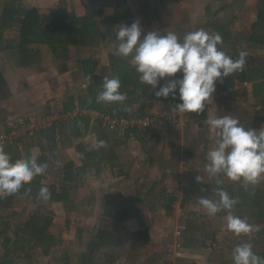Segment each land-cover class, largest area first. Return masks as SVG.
Wrapping results in <instances>:
<instances>
[{"label": "crops", "instance_id": "0c3cea01", "mask_svg": "<svg viewBox=\"0 0 264 264\" xmlns=\"http://www.w3.org/2000/svg\"><path fill=\"white\" fill-rule=\"evenodd\" d=\"M6 1L0 0V131L8 132L11 129H16L18 135L3 147L6 152L11 154L13 161L29 154L36 155L38 162L46 163L48 167L43 174L36 176L31 182L40 181L41 184H52L59 191L66 185L62 168L70 161L77 168L82 165L81 155L84 150L81 145H85V141L89 139L88 132L78 138L71 134L69 119L83 114L76 105L77 97L86 89L87 78L91 74L99 73L101 67L117 60L118 56L114 53L119 41L116 40L115 29L118 30L120 24L130 25L138 19L142 27V37L149 31L159 30L160 34L174 31L178 37L182 38L187 32L199 28L214 32L213 22L231 20L234 35L237 38H242L250 29L256 9L264 5V0H110L105 3L104 0H18L21 3V9H36L41 16H48L58 8H63L68 14L77 18L86 17L90 25L96 29V32L91 34L88 32L83 34L79 44L69 45L65 49L57 47L53 51L48 44L31 43L28 49L38 50L40 59L23 63L20 54L19 29L23 22V16H15V24L11 28L3 29L1 17ZM121 1L126 6L119 9L117 7ZM240 45L242 49L252 55L254 52H264L263 49L253 48V45L242 41ZM253 57L258 59V57ZM127 59L130 61L131 58ZM255 61L258 64L263 62ZM164 82V80L160 81V85L157 87L163 85ZM234 83V89L247 88L248 91L251 89V84L243 87L236 79ZM226 93L219 84H216L212 101L205 105L207 115L205 119L197 118L194 113L174 111L167 103L155 100L150 110V115L157 118V123L153 127L146 131L139 130L138 135L131 132L124 133L113 140L114 148L122 162L123 175L115 176L109 171H103L98 175H95L93 171H80L76 185L69 189L70 199L68 202L44 204L46 214L52 217L47 232L56 239L50 249L64 240L61 232L70 227L71 213L75 211L77 202L79 205L83 203L86 208L89 202L87 198H98L95 192L91 193V187L84 188L87 175H92L98 180L105 179L107 181L105 177H109L112 182L117 181L119 186H110L104 190L103 197L106 204L117 200L119 192L124 189L128 192L123 195L126 197V201L122 202L119 207H123L127 214L131 213L132 215L115 219L113 230L123 227V230L128 234L140 229H147L148 232L149 230L153 231L157 225L150 221L151 217L156 214L165 216L163 213L165 211H155L154 204L148 206L147 201L145 203L143 201L139 205L136 203L138 194L131 195L130 192L137 189L135 184L138 181L146 179V177L153 178V184L144 189L147 191H144L143 194L148 196V192L154 190L156 184L160 186L159 182H162L161 177L164 174L170 176L163 182L170 180L179 183L176 178L171 180V174L177 171L181 173L183 164L189 165V170L193 173L198 170V166L205 165L208 151L215 146V136L211 132L208 133L209 127L205 121L209 117H222L220 107H223L225 112L228 111L227 115L231 116H234L232 113L235 112V108L241 110L236 111L239 113L238 120L243 117L245 120L247 119L249 126L245 128L258 130L264 127V120L256 118V115H259L263 109L260 102L255 103L256 101L249 97L247 101L229 104L222 101ZM71 97L74 98L75 107L66 110L64 104ZM253 103L255 106L250 108V104ZM208 105H210V109L214 105L213 111L209 110ZM139 108V103L133 104L132 112L138 111ZM165 112L168 115H165ZM202 139L205 140L204 144H201ZM165 140L167 141L165 142ZM88 147L85 146V148ZM173 169L177 171H173ZM175 177L177 176L175 175ZM178 177H180L181 183L186 181L181 174ZM120 180H123L122 186ZM168 192L163 189L162 194ZM22 202L33 206L28 216L38 205L32 202L31 197H20L16 204L17 207L15 205L7 211H0V220L7 222L13 230L28 218L25 220L11 218V216L17 217L23 213L24 209L20 206ZM105 212L108 211L104 210L103 213ZM137 220L140 221V224ZM182 228L183 225H178V219H176L173 232L175 237L173 236L174 240L169 246L176 243H180L181 246L174 249V253L167 250V255H172L171 258H167L170 261L167 264H174L175 259L180 258L175 256L176 251L183 252V243L179 241L181 239L178 234ZM78 230L81 228H76V231ZM98 231L103 232L104 228L98 229ZM97 236L94 239L97 243L96 248L90 250H93V253L86 251L82 252L80 257H76L68 255L66 251L63 257L53 258L49 249L46 254L42 250L40 257L33 255L27 258L23 254L16 259V262L17 264H36V260L49 256L44 260L50 261V263L55 262V264H105V260H107L106 262L110 261L112 256L107 259L101 252L102 248L108 245L119 246L120 243H117L120 238L119 235L110 237L111 233H106V231L101 237L103 239ZM108 238H112V240ZM114 238H117V243ZM0 250H3L1 246ZM201 250L198 252L200 255L203 253ZM212 250L213 248H208L205 252L208 254ZM198 254L193 251L181 258L188 257V260H193L196 264H208L207 261L199 263ZM119 259L121 258L116 260ZM137 260L133 255L125 264H136Z\"/></svg>", "mask_w": 264, "mask_h": 264}, {"label": "trees", "instance_id": "16d2710c", "mask_svg": "<svg viewBox=\"0 0 264 264\" xmlns=\"http://www.w3.org/2000/svg\"><path fill=\"white\" fill-rule=\"evenodd\" d=\"M105 1L109 2L110 0H104V3ZM125 6L126 4L121 1L117 8L120 9ZM17 15L23 16V22L19 28L20 54L23 63L40 59L38 50L28 49L31 43L48 44L55 51L57 47L65 49L69 45H77L83 34L96 32L95 27L90 25L86 17L77 18L68 14L63 8H58L48 16H41L36 9H21V3L18 0L6 1L1 17L2 28H11L15 24V16ZM231 24V20L212 23L213 31L222 36L223 44L220 47L228 55L238 58L239 52L245 51L241 48V41L253 45V48L264 50V5L256 9L250 29L244 37L237 38L233 33ZM248 55L252 54L248 53ZM116 59V61L101 67L99 73L89 76L90 79H88L86 89L77 97L76 105L80 110L102 111L111 116L128 117L134 113L132 112L133 104L139 103L140 108L135 113L145 117L150 115V110L155 100L167 103L171 109H173L175 104L180 103L178 98L174 100L171 96L167 99L155 97V89L139 82L138 73L127 58L118 56ZM180 75V73H177L174 78L180 77ZM105 77H118L120 79V91L127 94V99L123 104L96 102L97 94L102 90L101 86ZM235 79L239 82H249L251 84L250 91L247 88L234 89ZM217 84L220 85L222 90L227 92L222 100L223 102L230 104L237 101H247L249 97H252L256 101L255 103L260 102L263 109L259 115H256V118L264 120V62L258 65L256 63L245 64L243 72H237L225 77L222 82L218 81ZM156 90H159V87ZM74 107L75 101L71 97L64 104V109L69 110ZM194 114L199 119H205L207 117L206 107L202 113ZM69 123L72 136L78 138L87 132L89 133L88 141H85V145H81L84 150L83 155H81L82 165L77 168L72 161L64 165L62 170L66 185L61 191L52 184L45 185L41 184L40 181H33L24 185L19 193L0 198V211H7L13 208L20 197H31L32 202L38 204L28 218L21 225H18L13 232L10 231V226L7 222L0 220V246L3 248V253L0 254V264H17L16 259L19 256L24 254V256L30 258L34 255L33 251L37 248H41L44 254L47 253L56 242V239L47 232L52 217L46 214L44 204L68 202L70 199L69 189L76 185L80 171H93L95 175L103 171H109L115 176L124 174L121 159L113 145V140L122 134H119L116 130H108L98 124L91 125L85 115L75 116L69 119ZM138 131L132 130L128 133L131 132L138 135ZM141 135L143 134L141 133ZM101 140L105 142L103 147H99L97 144ZM85 146L89 147L85 148ZM41 186L49 188L51 197L47 201L37 199ZM234 186H227V190H230L229 193H231L230 197L238 199L236 205L242 208V217L246 218L249 224L252 225L255 234L250 238H246L243 234L237 236L227 231V237L218 244L221 252L218 264H233L231 252L236 245L244 242L252 243L254 253L264 258V186H253L248 191L243 186H237L236 189H234ZM219 187L222 188L221 185ZM26 189H30V191H26ZM176 201L177 197L173 193H164L154 203L153 209L155 211L164 210L168 219H171L175 213ZM202 217L195 211H191L185 218L183 228L179 234L184 246H189L200 240L204 241L202 247L205 249L213 248L212 246L217 244L215 239H211L209 242L205 240L206 223ZM97 234V237L101 238L104 236V231ZM174 264L196 263L193 260L176 258Z\"/></svg>", "mask_w": 264, "mask_h": 264}, {"label": "clouds", "instance_id": "9594fccd", "mask_svg": "<svg viewBox=\"0 0 264 264\" xmlns=\"http://www.w3.org/2000/svg\"><path fill=\"white\" fill-rule=\"evenodd\" d=\"M115 36L119 43L114 54L131 58L130 63L138 73L139 82L155 89V97L178 98L180 103L175 104L173 110L180 113H202L205 105L212 101L217 82L243 72L248 55L242 50L238 58H233L221 49L222 36L203 28L189 31L182 38L174 31L160 34L159 30L149 31L142 37V27L137 19L130 25L120 24L118 30L115 29ZM177 73L181 74L180 77L173 78ZM162 80L165 82L156 90ZM101 87L97 103L123 104L127 99V94L120 91L118 77H105ZM205 123L215 136V146L208 151L204 167L209 177L223 174L232 181L242 182L245 187L257 184L264 176V127L259 130L245 128L231 115L209 117ZM97 144L105 146L102 140ZM47 167L46 163L38 162L34 154L13 161L11 154L0 146V198L19 193L24 185L43 174ZM195 179L201 182L199 175ZM200 191L206 190L201 187ZM214 195L216 198H197L206 214L215 216L227 211L228 231L237 236L251 233L252 225L247 219L231 212L238 199L230 197L220 187L215 189ZM50 197L49 188L41 186L37 199L47 201ZM231 259L233 264H264V258L254 253L250 242L236 245Z\"/></svg>", "mask_w": 264, "mask_h": 264}, {"label": "rangeland", "instance_id": "374dc122", "mask_svg": "<svg viewBox=\"0 0 264 264\" xmlns=\"http://www.w3.org/2000/svg\"><path fill=\"white\" fill-rule=\"evenodd\" d=\"M249 25V24H248ZM249 53V52H248ZM255 57H258V59H255L252 55H247L246 57V65H251L252 63H258L255 60L258 61H263L264 62V52H254L253 53ZM262 62V63H263ZM209 110L211 111L213 109V106L210 109V105H208ZM251 106H255V103L250 104ZM220 113L222 116L227 115V112H225V109L223 107H220ZM235 112L233 118L238 119V108L234 109ZM238 110V111H236ZM213 111V110H212ZM231 114V111H230ZM240 124L243 125L244 127L249 126V123H247V119L245 120L244 117L239 120ZM263 126V125H262ZM257 130V129H256ZM259 130V129H258ZM208 133H210V130L208 128ZM167 140H165L166 142ZM205 140H201V144H204ZM189 165L183 164V168L181 173L178 172L176 169H173L174 174H171L172 179L176 178V181L178 180L179 183H175L174 181H164L167 177H169V174H164L161 178L163 179L162 182L160 181L159 184L160 186H157V184L154 186V190L148 192V196H145L143 193L144 189H147L149 185L153 184V178L146 177V179H139L135 185L137 187V191L130 192L132 194H138L136 203L139 205V203H142L144 201H147L148 206L149 204H154L162 195L163 189L164 191H169L170 193H173L177 197V201L175 203V213L172 219H168L167 215L165 212V216L156 214L155 216L151 217V222L157 225L155 227V231H150L148 232L147 229H140L137 230L133 233L128 234L127 231L123 230V227H120V229H115L113 230V226L116 222L115 219L119 218H125L128 215L131 216V213H128L124 211L123 207H119V205L124 201H126V197L123 195H126L128 192L124 189L123 191L119 192V197L117 200L114 202L110 203H105V199L103 197V194L105 195V191L107 187H116L119 186L117 184V181L112 182L109 177L107 178V181L105 179L98 180L95 179L92 175H87L86 180L84 182V188L91 187V193L95 192L97 199L95 198H87L88 206L85 208L84 204H80L77 202L75 205V211L71 213V220L72 222L70 223L69 228L63 229L61 234L63 235L64 240L62 243H59V245H54L51 249L50 252L52 253V257H63V254L65 252H68V255L71 256H76L80 257V254L82 252L87 253H93V250L91 248H96L95 243V237L97 236V233L99 232L98 229L104 228V231L106 233H111V236L119 235V241L117 243V238H114L115 242L117 244L120 243L119 246H105L102 248V253L105 255L107 259L110 257V261L106 262L105 264H121V263H128L129 259L132 258L133 255H135V258L138 259L136 264H167L168 257H172V255L168 256L167 254V248L169 244L171 243L173 238L175 237L173 235L174 232V224H176V219H178V225H184V220L187 217V215L191 211H195L197 214L203 216V220L206 223V236L205 240L208 242L211 239H215L217 241L216 245H213V250L212 252H208V254L205 252V248L202 247L203 240H200L198 242H195L189 246H184L183 244V252L176 251L175 253L176 257L184 256V255H189L191 252L196 251L200 252V250H204L201 252L202 255L198 254V261L203 263L205 261L208 262V264H218V259L220 256V249L218 248V244L225 238L227 237V227H226V216H227V211H221L217 213L215 216H209L206 214V211L198 204L197 198L200 196H206L208 198H216L214 195L215 189L221 185V187L227 191V193L230 195L231 193L230 190H227V186L230 185H235L234 189H236L237 186H243L246 191L250 190L251 187L253 186H259L262 185L264 186V176H262L259 180V182L255 185L249 184L247 187L243 185L242 182L239 181H232L231 179L225 177L224 175H219L217 177H209V175L204 171L205 165H200L198 166V170H195L196 172H192L189 170ZM196 169V167H194ZM176 173V174H175ZM92 174V173H90ZM180 174L186 179L184 183L180 182ZM175 175L177 177H175ZM201 177V182L196 181V176ZM160 178V179H161ZM147 180V181H143ZM217 180L220 181L219 184H217ZM122 181L120 180V185L122 186ZM119 183V182H118ZM81 184V183H80ZM106 185V188H104ZM163 185V186H162ZM201 187L205 188V192H201L200 189ZM93 189V190H92ZM157 189V190H156ZM86 190V189H84ZM111 191V190H109ZM132 191V190H130ZM142 191V192H141ZM137 192V193H136ZM238 195V193H236ZM88 197V196H85ZM120 202V203H119ZM119 203V204H118ZM146 203V205H147ZM183 204V205H181ZM21 208H23V213L19 216H14L11 218H16L18 220H25L28 217V214L31 211V208L33 207L31 204L24 203L20 205ZM17 207V205L15 206ZM152 208V207H151ZM110 209V210H109ZM108 211L103 213V211ZM233 215L239 216L243 218L242 214V208L238 207V205H235L234 208L231 210ZM122 216V217H120ZM166 217V218H164ZM170 220V221H169ZM172 220V221H171ZM140 224V221L137 220ZM76 228H81V230L76 231ZM119 230V231H118ZM10 231L13 232V229L10 228ZM76 231V233H75ZM255 232L254 229L252 228L251 233L245 235L243 234L246 238H250L254 236ZM174 236V237H173ZM79 238V239H77ZM109 240H112V238H108ZM180 239V238H179ZM131 240V243H130ZM180 242L182 240H179ZM61 242V241H60ZM181 244L179 243L180 247ZM174 249L177 248L176 245H172ZM171 252V251H168ZM3 253V250H0V254ZM34 257H40L42 253V249H35L33 251ZM174 253V251H173ZM183 253V254H182ZM219 255V256H218ZM49 256H46L45 258H48ZM113 257H115L113 259ZM121 258L119 260H116L117 258ZM175 257V258H176ZM45 258H40L39 260H36V264H49L50 261H45ZM112 258V260H111ZM186 259H189L188 257H185ZM52 261V260H51ZM140 261V262H139ZM139 262V263H138ZM50 264H55V262H51ZM57 264V263H56ZM61 264V263H60ZM202 264V263H201Z\"/></svg>", "mask_w": 264, "mask_h": 264}, {"label": "built area", "instance_id": "2783aa9c", "mask_svg": "<svg viewBox=\"0 0 264 264\" xmlns=\"http://www.w3.org/2000/svg\"><path fill=\"white\" fill-rule=\"evenodd\" d=\"M241 86H249V82L243 81L239 82ZM82 115L88 117L91 125L98 124L102 127H106L108 130L118 131V133L124 134L132 130H149L157 123V118L151 115L141 116L137 113H132L130 116H111L108 113L95 110H80ZM165 115L168 113L165 112ZM17 130L11 129L10 131L1 130L0 131V146L6 145L8 142L12 141L17 136ZM180 234V232H178ZM177 247L179 244H175ZM172 246V245H171ZM168 246L167 250L173 252L174 248Z\"/></svg>", "mask_w": 264, "mask_h": 264}]
</instances>
